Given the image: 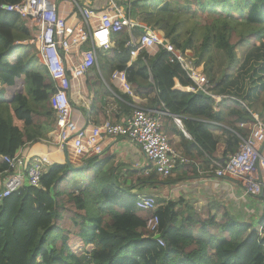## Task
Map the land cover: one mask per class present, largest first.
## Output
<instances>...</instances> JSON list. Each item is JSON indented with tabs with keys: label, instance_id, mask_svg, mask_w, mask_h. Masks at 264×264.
Wrapping results in <instances>:
<instances>
[{
	"label": "trees",
	"instance_id": "1",
	"mask_svg": "<svg viewBox=\"0 0 264 264\" xmlns=\"http://www.w3.org/2000/svg\"><path fill=\"white\" fill-rule=\"evenodd\" d=\"M18 1L21 0H0V5ZM146 5L152 13L145 15L144 22L161 29L165 39L182 53L187 50L195 53L199 59L195 61L196 69L215 85L214 94L230 96L241 103L223 99L215 111L211 98L200 92H187L193 86L192 81L178 62H169L170 54L162 48L154 56L140 51L127 66L129 49L119 42L110 55L100 58L111 64L110 74L123 71L132 93L147 99L150 108L180 119L183 130L191 138L186 140L179 131L187 157L196 155L206 164H221L235 151L238 139L219 127L232 142L225 145L215 141L210 132L211 123L246 136L254 122L251 105L255 100L252 102L248 95H239L223 81L216 80L214 52H222L228 65H239L235 48L251 34L256 36L255 47L264 49V0H137L135 3L136 8ZM182 8H190L187 11L193 20H203L200 45L190 40L181 43L167 25L164 16ZM208 11L223 18L209 22ZM232 13L236 16L230 17ZM244 15L246 21L239 28L236 23ZM32 39L33 24L29 18L0 8V173L7 169L4 156L16 155L25 142H38L44 136L42 128L52 127L55 119L49 104L55 85L45 70L35 68L36 49L29 43ZM25 41L27 45L19 43ZM15 52L17 56L11 58ZM263 72L264 63L254 73L258 76L251 80L255 86L260 83L258 94L261 95ZM119 96L131 104L130 97ZM26 97L33 99L38 107L28 105ZM240 123L248 125L246 130L239 128ZM99 157L86 160L85 167L78 170L70 169L66 163H55L45 169L39 187L26 185L0 201V264H178L181 256L186 264H264V205L259 231L252 230L248 223L231 221L225 212L220 222L215 216L195 215L184 226L185 230L173 224L171 204L158 210L156 205L154 214L158 216L165 243L160 248L146 230L153 213L136 208V194L131 193L134 185L118 184L113 177L115 169L107 168L109 160ZM126 172L128 177L135 175L130 170ZM154 175L152 170L148 177H136V180H150ZM260 199L264 203V198ZM216 231L221 235H215Z\"/></svg>",
	"mask_w": 264,
	"mask_h": 264
},
{
	"label": "built area",
	"instance_id": "2",
	"mask_svg": "<svg viewBox=\"0 0 264 264\" xmlns=\"http://www.w3.org/2000/svg\"><path fill=\"white\" fill-rule=\"evenodd\" d=\"M107 1L108 6L99 14L95 27L89 14L83 15L85 25L70 24L59 15L58 0H21L14 4L2 3L0 8L29 18L33 24V39L29 42L36 46L39 63L46 68L56 88L51 94L50 104L58 130V150L84 163L103 153L107 139L121 138L140 149L150 167L149 171L154 170L156 175L169 177L178 165L188 162V159L180 154L162 131L161 118L168 115L166 111L135 107L122 122L108 120L101 125L78 126L73 119L69 95L72 81L81 79L98 67L97 52L108 53L113 48L111 36L128 32L124 41V48L129 49L130 57L127 66L140 51L145 50L149 54L152 50L157 52L162 48L170 54L169 62H178L192 81L193 86L188 87L187 92H200L211 98L215 111L223 99H237L214 94L215 85L209 83L206 76L196 69L193 59L171 45L159 31L143 27V32L135 35L133 30L140 28L138 24L132 22L114 0ZM98 39H101L100 43H97ZM111 79L118 82L127 94H133L123 71H114ZM252 117L254 122L246 136L226 127L238 139L237 147L223 163L215 164L213 174L220 180L237 181L245 196L264 198V122L254 114ZM174 121L181 125L179 118L174 117ZM239 128L246 130L247 124L240 123ZM3 162L7 169L0 173V201L26 185L39 187L45 169L55 164L47 153L4 156ZM136 208L153 213L147 221L146 230L158 247H164L159 219L154 214V197L137 194Z\"/></svg>",
	"mask_w": 264,
	"mask_h": 264
},
{
	"label": "crops",
	"instance_id": "3",
	"mask_svg": "<svg viewBox=\"0 0 264 264\" xmlns=\"http://www.w3.org/2000/svg\"><path fill=\"white\" fill-rule=\"evenodd\" d=\"M114 2L132 22L140 27L134 28L133 33L135 35L142 33L143 27L155 29L163 34L157 26L148 25L143 20L144 15L152 13L148 6L149 3L145 7L136 8L137 0H114ZM58 3L59 15L70 24L85 25L83 15L89 14L94 27L98 24L99 14L108 6L107 0H58ZM123 5H126V8ZM122 7L125 8V12ZM127 35L128 32L124 31L111 36L113 48L106 54L98 51V67H94L81 79L72 81L69 95L72 116L78 126L101 125L108 120L120 123L131 114L135 107L156 111L149 107L147 99L136 97L134 94H127L118 82L113 81L110 74L111 64H105L100 58V55L101 57L110 55L111 51L117 48L119 42L124 43ZM100 42L101 39H98L97 43ZM19 43L28 44L27 41ZM34 47L36 49L34 54L35 68L45 70L47 73L46 68L39 63L37 48L35 45ZM155 53L156 50H152L149 55L154 56ZM119 95L130 97L131 104L122 100ZM50 98L51 95L49 104ZM125 107L128 108V111ZM219 107L217 106L216 111ZM55 123L56 119L53 120L52 127L44 126L42 128L44 130L43 138L35 143L25 142L17 154L47 153L53 163L63 164L69 161L72 166H77L79 160L76 159L77 163L73 164L71 163L72 158H69L65 151L58 150V130ZM211 124L213 127L210 128V132L213 139L221 144L229 145L232 142L231 137L218 129L219 127L227 128L215 122ZM181 126L174 121V116L164 115L161 118L162 131L168 135L171 144L180 154L188 159V162L178 165L169 177L154 175L150 180L137 181L136 177L149 176L150 167L140 149L135 144L121 138L107 139L99 159L109 160L107 168L113 167L115 169L113 177L116 178L118 184H131L132 187L134 185V189L131 190L132 194L154 197L157 210L164 209L171 204V210L175 216L173 224L179 228L186 230L184 226H187L195 215L204 218L215 216L216 221L220 222L222 214L225 212L231 221L248 223L252 230L259 231L258 222L263 213L264 203L260 198L245 196L237 181H224L215 178L213 170L217 162L206 164L201 157L196 155L195 157H187L179 131L186 140H191V138L182 132L183 127ZM80 167H85L84 163ZM127 170L135 173L134 177L126 176ZM218 232V235H221V232ZM262 254H264V250ZM178 264H186L184 256L180 257Z\"/></svg>",
	"mask_w": 264,
	"mask_h": 264
},
{
	"label": "rangeland",
	"instance_id": "4",
	"mask_svg": "<svg viewBox=\"0 0 264 264\" xmlns=\"http://www.w3.org/2000/svg\"><path fill=\"white\" fill-rule=\"evenodd\" d=\"M7 4H14L10 2H6ZM126 8V5H123ZM176 6V5H175ZM174 6V7H175ZM122 7V10L125 12V8ZM179 7V6H178ZM187 9L190 8H182V10H176V13L173 12L170 16L165 15V19L167 21V25L173 29L172 33L176 34L179 38V41L182 43L184 41L190 40L192 44L200 45L203 39V29L201 26L202 18H195L193 20L191 16L189 15L191 12L187 11ZM145 16V15H144ZM236 14L232 13L230 17H235ZM208 21L211 22L221 20L223 16L217 15L215 13L207 12ZM238 23H236V26L239 28L241 27V23H245L246 16H241L238 19ZM254 27H257L256 25ZM160 31L163 33V31L160 29ZM165 38V37H164ZM168 40V39H167ZM256 43V36L254 34L248 35L247 41L242 44H237L235 48L237 59L239 60V65H228L227 60L225 59V56L220 51L214 52V58H213V66L215 67V77L216 80L223 81L227 88L231 89L232 91H235L239 95L249 96V100H251L253 103L251 105V109L253 110L254 114L264 122V93L261 95V93L258 94V88L260 87V83L253 85L251 84V80L255 79L258 75L254 74L256 71L263 65L264 63V49H259L255 47ZM185 53L194 61H198L199 59L195 55V53L191 50L185 51ZM17 52H15L13 55H10L11 58L17 56ZM246 57V62L244 61V58ZM10 58V59H11ZM13 60V59H12ZM197 66V64H195ZM203 74V73H202ZM264 74V72H263ZM262 74V75H263ZM18 75V73H16ZM254 90L253 93H251V90ZM251 93V94H249ZM261 95V96H260ZM259 98V99H258ZM25 101L28 105H30L33 108H37L38 106L34 103V100L31 98L26 97ZM55 116V115H54ZM55 121V119H54ZM71 162V161H70ZM81 161H78L77 166L73 167H80L82 163H79ZM71 163H77L76 159L72 158ZM215 235H218L219 232H214Z\"/></svg>",
	"mask_w": 264,
	"mask_h": 264
},
{
	"label": "water",
	"instance_id": "5",
	"mask_svg": "<svg viewBox=\"0 0 264 264\" xmlns=\"http://www.w3.org/2000/svg\"><path fill=\"white\" fill-rule=\"evenodd\" d=\"M168 115L169 116H172V115H170L169 113H168ZM182 127V126H181ZM181 129V128H180ZM182 132H185L184 130H183V128H182ZM186 133V132H185ZM67 165H68V167L70 168V169H72V170H78V169H82V167H73L70 163H69V161L66 163Z\"/></svg>",
	"mask_w": 264,
	"mask_h": 264
}]
</instances>
